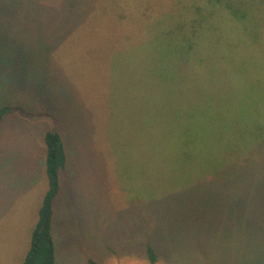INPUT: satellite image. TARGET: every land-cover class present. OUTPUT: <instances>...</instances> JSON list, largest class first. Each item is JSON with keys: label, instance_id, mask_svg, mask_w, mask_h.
<instances>
[{"label": "rangeland", "instance_id": "1", "mask_svg": "<svg viewBox=\"0 0 264 264\" xmlns=\"http://www.w3.org/2000/svg\"><path fill=\"white\" fill-rule=\"evenodd\" d=\"M4 107L0 264L28 250L48 130L56 264H264V0H0ZM192 129L182 156L159 137Z\"/></svg>", "mask_w": 264, "mask_h": 264}, {"label": "trees", "instance_id": "2", "mask_svg": "<svg viewBox=\"0 0 264 264\" xmlns=\"http://www.w3.org/2000/svg\"><path fill=\"white\" fill-rule=\"evenodd\" d=\"M190 52V50H189ZM181 57L183 58L186 53L181 51ZM155 60L160 64L164 65V60H161V55L157 53V56L154 55ZM181 58V60H182ZM180 98L174 102L176 109L179 105ZM173 105V103H171ZM162 107L169 108L168 102L165 105H162V101L157 102V107L154 111V119L157 120L159 110L163 109ZM16 111V108L13 107H4L0 110V120L6 115ZM171 118L173 117L170 113L168 114ZM193 115V114H192ZM191 115V116H192ZM166 116V115H165ZM177 117V116H176ZM166 135L162 134L160 139L164 137H174L178 140L186 139L185 146L177 145L173 150L177 155H183L188 143L194 144L197 141V133L195 130L184 131L185 135H179L176 131H166ZM159 139V140H160ZM44 144H45V177L47 181V190L45 191L40 207L38 209V216L35 226L30 234V241L28 250L24 256V259L21 264H56L55 261V243L52 235V224L54 217V202L59 195L61 189V174L65 171L68 158L65 151L64 141L62 136L57 131L48 130L44 134ZM183 148L180 150L179 148ZM171 154V152H169ZM192 156V155H191ZM187 157V156H186ZM148 261L150 264H154L157 260L152 248L148 246L147 248ZM87 264H99L94 260H89Z\"/></svg>", "mask_w": 264, "mask_h": 264}, {"label": "crops", "instance_id": "3", "mask_svg": "<svg viewBox=\"0 0 264 264\" xmlns=\"http://www.w3.org/2000/svg\"><path fill=\"white\" fill-rule=\"evenodd\" d=\"M61 190V189H60ZM60 193V192H59ZM57 199V198H56ZM55 203V202H54Z\"/></svg>", "mask_w": 264, "mask_h": 264}]
</instances>
